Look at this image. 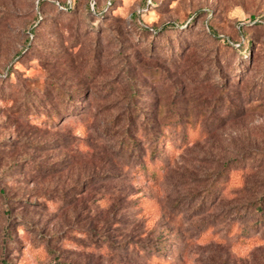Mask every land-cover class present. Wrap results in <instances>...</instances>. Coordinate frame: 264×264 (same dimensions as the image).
Listing matches in <instances>:
<instances>
[{"label": "rangeland", "instance_id": "1", "mask_svg": "<svg viewBox=\"0 0 264 264\" xmlns=\"http://www.w3.org/2000/svg\"><path fill=\"white\" fill-rule=\"evenodd\" d=\"M0 264H264V0H0Z\"/></svg>", "mask_w": 264, "mask_h": 264}, {"label": "trees", "instance_id": "2", "mask_svg": "<svg viewBox=\"0 0 264 264\" xmlns=\"http://www.w3.org/2000/svg\"><path fill=\"white\" fill-rule=\"evenodd\" d=\"M71 6H67V8H70ZM239 49H243L242 47L241 48H239ZM54 116V114H52V117ZM46 117L47 118H50V119H53L51 116L49 117V115H46ZM164 134L162 133V132H160L159 134H158V136L157 137H155V138H153L154 139V141L157 143V142H161V141H163V139H164ZM159 144V143H158ZM154 149H155V151H157L158 153L160 152V150L159 149H157V148H155L154 147ZM140 166H142V170L144 171V172H149L150 171V174H151V176L152 177H156L157 175H158V172H159V169H160V167H159V169H157V170H155V168L153 167V166H150L149 164H147V163H141L140 164Z\"/></svg>", "mask_w": 264, "mask_h": 264}]
</instances>
